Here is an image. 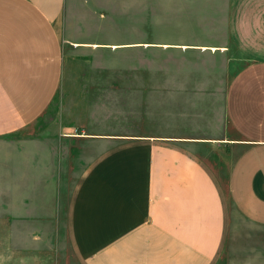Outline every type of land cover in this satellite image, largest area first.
I'll list each match as a JSON object with an SVG mask.
<instances>
[{
	"label": "crops",
	"instance_id": "obj_1",
	"mask_svg": "<svg viewBox=\"0 0 264 264\" xmlns=\"http://www.w3.org/2000/svg\"><path fill=\"white\" fill-rule=\"evenodd\" d=\"M163 4L0 0V139L30 126L52 103L63 70L64 15L74 45L212 54L234 65L222 97L228 136L209 132L206 113L192 114L185 103L206 92L191 81L181 86L186 78L179 75L146 94L152 106L136 113L140 130L88 124L80 135L40 136L10 148L3 158H10V213L42 216L59 192L63 140L100 145L63 207L65 239L80 264H217L232 213L264 227V0H226L222 14L213 0ZM96 31L124 34L114 42ZM208 145L230 149L224 184L195 151Z\"/></svg>",
	"mask_w": 264,
	"mask_h": 264
},
{
	"label": "rangeland",
	"instance_id": "obj_2",
	"mask_svg": "<svg viewBox=\"0 0 264 264\" xmlns=\"http://www.w3.org/2000/svg\"><path fill=\"white\" fill-rule=\"evenodd\" d=\"M197 1L192 0V3ZM159 2L164 3L162 8H166L167 0ZM213 2L217 13L222 14L226 0ZM128 12L131 15L127 22L133 25L135 11ZM159 15L166 16V11L159 10ZM218 20L221 21V18ZM70 22V16L64 15L58 24L62 37L63 70L52 103L30 126L0 139V264H80L73 257L65 239L63 207L68 191L91 155L101 148L88 140L64 139L59 192L56 200L48 206L46 204L49 207L47 212L52 215L45 216L47 212H44L40 216L36 212L25 216L24 213H10V158H3L10 155V148L14 144L19 143L22 147L24 140H38L40 136L54 141L62 134L76 135L79 132L77 135H80V130L87 131L88 124H94L98 128L96 131L110 130L118 133L140 130L137 125L141 120L135 118L136 113L152 106V98L146 94H151L152 89L160 86L157 83L166 87L171 79L179 75L186 78L179 81L181 86L191 81L196 86L200 84L206 92L203 96L190 97L188 103H185L192 114L201 116V113H206L208 122L212 119L213 124L209 132L215 137L231 133L222 109L223 91L234 70L231 64L228 69L226 56L184 54L179 50L167 52L162 49L152 52L150 48L133 46L125 49L78 46L67 41L70 34L66 27ZM208 33L205 34H216ZM116 34L124 33L96 31L93 36L97 39L113 38L117 42L120 40ZM86 35L87 32H84L83 40H86ZM128 41L135 42V39L128 38ZM195 151L224 184L230 149L208 145ZM66 152L70 153L69 159ZM7 162L9 167L1 165ZM6 177L8 180H5ZM217 264H264V227L248 223L232 213L225 245Z\"/></svg>",
	"mask_w": 264,
	"mask_h": 264
}]
</instances>
